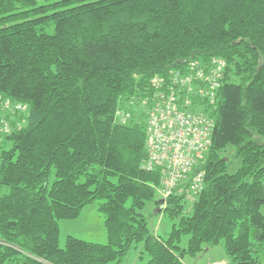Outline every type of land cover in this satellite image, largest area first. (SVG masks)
<instances>
[{
    "label": "trees",
    "instance_id": "obj_1",
    "mask_svg": "<svg viewBox=\"0 0 264 264\" xmlns=\"http://www.w3.org/2000/svg\"><path fill=\"white\" fill-rule=\"evenodd\" d=\"M212 57L227 62L216 101L191 106L214 121L194 168L204 189L165 199L162 238L142 213L161 181L145 168L147 111L171 72ZM0 96L25 106L0 138V264H122L134 241L147 264H184L221 242L233 264L261 263L264 0H0ZM94 200L108 243L68 236L62 248L60 220Z\"/></svg>",
    "mask_w": 264,
    "mask_h": 264
},
{
    "label": "built area",
    "instance_id": "obj_2",
    "mask_svg": "<svg viewBox=\"0 0 264 264\" xmlns=\"http://www.w3.org/2000/svg\"><path fill=\"white\" fill-rule=\"evenodd\" d=\"M226 67L227 62L221 57H212L205 62L190 61L185 72H171L165 86L168 91L160 92L147 111L148 158L145 168L161 170L160 186L165 199L173 193L193 199L204 189L205 173L194 171V168L212 145L214 121L191 106L195 97L211 103L216 101ZM154 82L158 84L161 79L155 78ZM24 110L25 106H12L9 100L0 96V138L10 131L7 115ZM118 114L122 122L127 120L124 112Z\"/></svg>",
    "mask_w": 264,
    "mask_h": 264
},
{
    "label": "rangeland",
    "instance_id": "obj_3",
    "mask_svg": "<svg viewBox=\"0 0 264 264\" xmlns=\"http://www.w3.org/2000/svg\"><path fill=\"white\" fill-rule=\"evenodd\" d=\"M43 0H38L42 3ZM228 160V171L235 172L241 165V159L235 155L232 148L223 153ZM165 197V192L160 185L155 187V195L153 200L149 201L142 213L147 217L149 227L152 232L162 238H168L173 221L170 220L163 212H156L159 205L157 202ZM101 200H94L85 205L81 213L76 218L62 219L60 225V246L63 248L66 245L68 236H74L84 241L107 244L109 241L108 229L105 223L104 215L99 210ZM127 206L132 205V198H128ZM186 210L193 211L192 201L188 200ZM264 213V205L261 207ZM189 235H184L180 242V246L187 247ZM150 259L149 253L145 250L143 242H132L122 258V264H147ZM259 260L264 264V252L260 254ZM184 264H208L216 262H227L233 264L229 258L224 242L205 248L195 255L185 254L183 257ZM114 264V263H110Z\"/></svg>",
    "mask_w": 264,
    "mask_h": 264
},
{
    "label": "water",
    "instance_id": "obj_4",
    "mask_svg": "<svg viewBox=\"0 0 264 264\" xmlns=\"http://www.w3.org/2000/svg\"><path fill=\"white\" fill-rule=\"evenodd\" d=\"M165 201H166V200H165L164 198L160 200V206L158 207V209H157L156 212H160V211L162 210V208H163L164 205H165Z\"/></svg>",
    "mask_w": 264,
    "mask_h": 264
},
{
    "label": "bare ground",
    "instance_id": "obj_5",
    "mask_svg": "<svg viewBox=\"0 0 264 264\" xmlns=\"http://www.w3.org/2000/svg\"><path fill=\"white\" fill-rule=\"evenodd\" d=\"M160 79V78H159ZM163 81V79H161ZM154 82V81H153ZM160 84V83H159ZM155 85V84H154ZM128 115V114H127ZM129 117V116H128Z\"/></svg>",
    "mask_w": 264,
    "mask_h": 264
},
{
    "label": "crops",
    "instance_id": "obj_6",
    "mask_svg": "<svg viewBox=\"0 0 264 264\" xmlns=\"http://www.w3.org/2000/svg\"><path fill=\"white\" fill-rule=\"evenodd\" d=\"M231 264V263H230Z\"/></svg>",
    "mask_w": 264,
    "mask_h": 264
}]
</instances>
